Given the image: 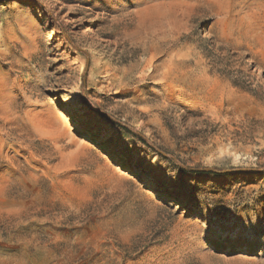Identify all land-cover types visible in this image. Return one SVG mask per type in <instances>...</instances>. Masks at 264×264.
Listing matches in <instances>:
<instances>
[{
    "label": "rangeland",
    "instance_id": "rangeland-1",
    "mask_svg": "<svg viewBox=\"0 0 264 264\" xmlns=\"http://www.w3.org/2000/svg\"><path fill=\"white\" fill-rule=\"evenodd\" d=\"M0 264H264V0H0Z\"/></svg>",
    "mask_w": 264,
    "mask_h": 264
},
{
    "label": "trees",
    "instance_id": "trees-1",
    "mask_svg": "<svg viewBox=\"0 0 264 264\" xmlns=\"http://www.w3.org/2000/svg\"><path fill=\"white\" fill-rule=\"evenodd\" d=\"M127 131L129 132V133H132L133 135H135L131 130H129V129H127ZM138 139H139V141H144V139H143V137H141V136H138Z\"/></svg>",
    "mask_w": 264,
    "mask_h": 264
},
{
    "label": "bare ground",
    "instance_id": "bare-ground-1",
    "mask_svg": "<svg viewBox=\"0 0 264 264\" xmlns=\"http://www.w3.org/2000/svg\"><path fill=\"white\" fill-rule=\"evenodd\" d=\"M90 133H91V132H90ZM101 139H102V140H105L104 137H101ZM223 245H224V244H222V246H223ZM225 246H226V245H225Z\"/></svg>",
    "mask_w": 264,
    "mask_h": 264
}]
</instances>
